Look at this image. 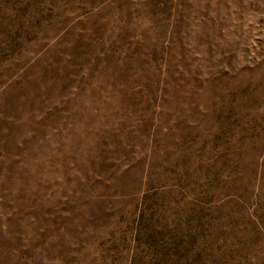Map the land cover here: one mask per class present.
Returning <instances> with one entry per match:
<instances>
[{"label": "rangeland", "instance_id": "rangeland-1", "mask_svg": "<svg viewBox=\"0 0 264 264\" xmlns=\"http://www.w3.org/2000/svg\"><path fill=\"white\" fill-rule=\"evenodd\" d=\"M0 264H264V0H0Z\"/></svg>", "mask_w": 264, "mask_h": 264}]
</instances>
